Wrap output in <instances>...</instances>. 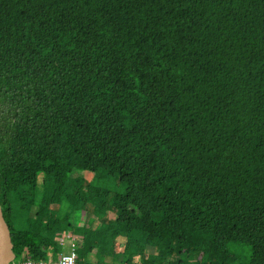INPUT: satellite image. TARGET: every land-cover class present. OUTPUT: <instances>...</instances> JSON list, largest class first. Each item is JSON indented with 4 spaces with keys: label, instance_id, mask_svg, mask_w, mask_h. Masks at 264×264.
I'll list each match as a JSON object with an SVG mask.
<instances>
[{
    "label": "trees",
    "instance_id": "obj_1",
    "mask_svg": "<svg viewBox=\"0 0 264 264\" xmlns=\"http://www.w3.org/2000/svg\"><path fill=\"white\" fill-rule=\"evenodd\" d=\"M0 178L32 260L87 199L125 264H264V0H0Z\"/></svg>",
    "mask_w": 264,
    "mask_h": 264
},
{
    "label": "rangeland",
    "instance_id": "obj_2",
    "mask_svg": "<svg viewBox=\"0 0 264 264\" xmlns=\"http://www.w3.org/2000/svg\"><path fill=\"white\" fill-rule=\"evenodd\" d=\"M69 179L72 180V181H70L71 184L69 185L72 187H74L73 186L74 180L80 179L83 186L80 187L78 192L81 195L83 194L84 189L89 188V186H91V185L101 186V187H109V189H110L109 195H107V197L102 195L100 198L101 201L104 203L105 202H111V198L114 194L123 192L125 189L124 183H120L116 179L109 178L106 175H103L100 173L89 172V171L74 169L72 171V173L70 174ZM69 193L72 194L71 192H69ZM76 194H77V192L75 191L74 196H77ZM84 196H86V195H84ZM77 204L79 206H72L71 209L70 208H63L62 213L60 211V217H62L65 220V217H67V215H70V218L68 219L67 222L69 224H72V225L89 226L91 224V227H92L91 233L93 235L92 238L97 243H96V245L93 246V248L91 250L82 251L83 257L85 256L84 258H87V260L90 263H97V262L108 263V262H110L109 259L106 257V255L111 250V248L114 250L121 251V248H120L121 246L119 245L120 240L115 239V237H113L114 240H113V238H111V240H110V237L114 236L113 231L106 228L107 225H105L106 227L101 226V223L98 220L97 221L94 220L95 215H92L89 212H87V210L90 211V209L92 207V204L90 203L89 200H87V199L85 201L81 200V201H78ZM108 213H109V216L112 218L115 216L114 211H109ZM64 224H63V226H64ZM61 231L68 232V231H66L65 228H64V230L62 229ZM52 238L54 239V241L56 242V245H57L56 234H53ZM65 242H66L65 246L63 247L62 250L59 249V252L66 251L68 241L66 240ZM79 242L80 241H78V243ZM111 244H114L115 246H112ZM158 254H159L158 248H156L154 246L151 247V250L149 249V251H146L143 255V258L146 257L145 258L146 259L145 264H146V262H147V264H164V263H161L160 261L157 260L156 256ZM141 258H142V256L137 255V254H136V256H134V258L129 257V259L133 263H136V264H140Z\"/></svg>",
    "mask_w": 264,
    "mask_h": 264
},
{
    "label": "water",
    "instance_id": "obj_3",
    "mask_svg": "<svg viewBox=\"0 0 264 264\" xmlns=\"http://www.w3.org/2000/svg\"><path fill=\"white\" fill-rule=\"evenodd\" d=\"M27 233L19 207L0 178V264H25Z\"/></svg>",
    "mask_w": 264,
    "mask_h": 264
},
{
    "label": "built area",
    "instance_id": "obj_4",
    "mask_svg": "<svg viewBox=\"0 0 264 264\" xmlns=\"http://www.w3.org/2000/svg\"><path fill=\"white\" fill-rule=\"evenodd\" d=\"M56 240L59 249L67 243L66 251L60 252L59 257L55 259H29L27 258L25 264H105V263H90L87 258L78 259L79 252V238L72 234V232L59 231L56 233Z\"/></svg>",
    "mask_w": 264,
    "mask_h": 264
},
{
    "label": "crops",
    "instance_id": "obj_5",
    "mask_svg": "<svg viewBox=\"0 0 264 264\" xmlns=\"http://www.w3.org/2000/svg\"><path fill=\"white\" fill-rule=\"evenodd\" d=\"M78 238L80 240V237H78ZM111 238H113V236L110 237V240H111ZM59 254H60V252H59ZM59 254H58V257H59ZM81 254L83 255V252ZM106 257L109 259L110 262L105 263V264H125V259H124L123 253L118 251V250H114L111 248V250L107 253ZM145 261H146L145 257L143 258V256H142V258L140 260V264H145ZM97 263H100V262H97Z\"/></svg>",
    "mask_w": 264,
    "mask_h": 264
}]
</instances>
